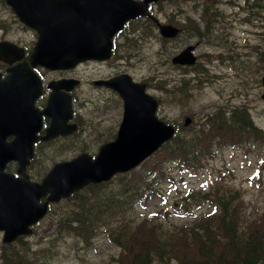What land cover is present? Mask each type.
<instances>
[{
	"label": "rangeland",
	"instance_id": "1",
	"mask_svg": "<svg viewBox=\"0 0 264 264\" xmlns=\"http://www.w3.org/2000/svg\"><path fill=\"white\" fill-rule=\"evenodd\" d=\"M244 5L245 0H212L209 3L199 0H169L155 7L157 12L164 9L163 16H177L180 21L185 22L184 32L172 41L155 37V29H150L151 26L146 28L145 35L135 34L140 39L132 49L127 70L133 78L144 81L148 90L159 99L157 113L160 117L177 123L186 114L198 119L217 108L244 105L250 109L256 124L264 130V99L261 97L264 90L261 84L264 18H254V14L245 7L241 8L244 9L242 11L239 6ZM187 16L195 17L201 26L207 23L204 30L208 31L192 37ZM0 19V35L5 34L22 42L31 38V34L18 30L20 27L16 19L2 3ZM188 43L195 44V67L173 65L170 61L172 54ZM90 68H86L89 69L86 71L90 72ZM183 79L190 86V96L185 103H180L168 89L177 86ZM76 94L77 97L80 96L79 100L84 95L87 99H92L90 108L82 109L86 115L85 129L88 128L85 134L99 137L100 131L109 133L120 116L111 108L104 113L98 106L104 102V95L99 100L97 94L86 87L79 89ZM91 143L93 148L90 149L96 152L98 144L94 147L93 139ZM53 149L54 155L50 159L57 161L71 157L78 151V144L74 143L73 148L56 143ZM136 169L143 174L145 167L142 164ZM167 169L164 176L156 179L150 193L132 203L121 216L96 226L92 237L77 236L71 231L69 234L59 232L56 217L43 220L37 227L39 235L34 247L37 262L119 264L120 247L112 240V228L119 223L147 218L163 230H181V225L193 223L199 215L210 212L215 206L216 210L219 208L212 202L200 199L182 204L181 198L189 188H192L191 191H207L209 197L215 190L234 194L239 198L238 207L246 223L252 222L250 219L257 218L264 211L262 143L253 141L244 145H214L211 157L204 160L195 171L180 169L176 164H170ZM118 177L119 175L113 178L112 183H108L115 190ZM214 185H218L217 189L210 192ZM72 199L63 201L56 208L64 205L65 211L68 207V216ZM210 199L213 201L212 197ZM45 241L48 242L44 243ZM155 264H175V261L168 259L155 261Z\"/></svg>",
	"mask_w": 264,
	"mask_h": 264
},
{
	"label": "water",
	"instance_id": "2",
	"mask_svg": "<svg viewBox=\"0 0 264 264\" xmlns=\"http://www.w3.org/2000/svg\"><path fill=\"white\" fill-rule=\"evenodd\" d=\"M148 1L6 0L19 19L37 30L38 35L27 55L23 47L0 41V59H23L18 66L9 68L6 78H0V228L5 230V239L28 232L27 225L45 213L48 200L135 166L172 136L173 125L156 116L157 101L145 91L144 83L117 76L114 85L124 100L123 117L116 137L101 145L94 156L81 152L71 160L57 162L39 182L30 181L27 175L14 179L2 172L9 159L19 161V169L24 166L27 155L32 154L42 112L52 117L47 135L56 133L60 120L63 124L70 115V96L59 88L69 89L72 79L49 82L47 86L52 90L47 105L39 111L33 101L43 88L32 67L67 68L88 57H102L97 45L101 28L123 26L126 19L145 13ZM174 30L161 26L164 35H172ZM191 48H184L172 60L192 63L195 56ZM261 80L264 85V72ZM261 96L264 98V91ZM189 121L187 116L184 123ZM9 134L14 138L6 142ZM46 193L47 199L38 202Z\"/></svg>",
	"mask_w": 264,
	"mask_h": 264
},
{
	"label": "trees",
	"instance_id": "3",
	"mask_svg": "<svg viewBox=\"0 0 264 264\" xmlns=\"http://www.w3.org/2000/svg\"><path fill=\"white\" fill-rule=\"evenodd\" d=\"M261 1L264 16V0H259ZM247 10L252 12L254 7H248ZM168 91L177 97L180 103H185L190 96V86L186 80L172 86ZM249 111L244 105L230 110L217 108L205 113L198 123L195 121L177 130L170 140L143 162L145 171L155 175L149 181L150 186L157 175L167 173L170 164H177L179 167L183 165L184 168L195 171L204 160L211 157L214 145H244L253 141L264 145V130L254 123ZM49 158L41 152V162H46ZM146 182L142 175L134 173L130 183H127L130 185L129 190L126 185L123 186L121 196L128 192L132 201L134 196L137 198L141 195L138 189L142 188L140 185L144 183L148 185ZM98 186L91 184L74 193L70 198H74L70 206V219L74 221L75 226L68 229L64 223L65 219H61L58 231L62 228L88 237L93 233L94 225L105 224L122 213L123 210L117 204L119 198L112 192L98 193ZM217 186L214 185L210 192L217 189ZM210 197L207 191L202 192L201 189L190 191L182 197V204L192 199H200L219 207L216 211L198 218L194 224L183 226L182 230L162 233L154 225L146 227L141 223L134 225L132 230L129 225L123 224L116 226L117 231L113 227V238H116V242L122 247L118 257L120 264H155L154 261L171 258L181 263L197 261L200 264H264V211L257 218L250 219L252 222L246 225L247 232L239 231L238 226L242 224L239 198L219 190H215ZM214 213L218 215L213 217ZM13 255V252L7 251L5 258L17 264L30 263L26 258Z\"/></svg>",
	"mask_w": 264,
	"mask_h": 264
},
{
	"label": "flooded vegetation",
	"instance_id": "4",
	"mask_svg": "<svg viewBox=\"0 0 264 264\" xmlns=\"http://www.w3.org/2000/svg\"><path fill=\"white\" fill-rule=\"evenodd\" d=\"M138 18H140V17H138ZM129 30H132V32H134L135 30H141V28L140 27L133 28V26L125 27L123 29V31L115 33L113 35V37H112V45H113L112 52L108 58L103 59V60H86L84 62V63L95 62L93 69H95L96 71H92L90 69L91 71L87 72L86 70H89V69H86V68L82 69L81 64L83 62L79 63V65H77L76 67H74L72 69H68V70H47V69L36 66L35 70L38 71V73L40 74L42 81L44 83V94L39 96L35 101L37 106L42 107L44 105L47 93L49 92V89L46 88V84L48 83V81L59 79V78H62L64 76L65 77H71L72 76L73 78H76L78 80V83L76 85H73V87L71 88V90L68 93L70 94V97H71V104L74 107L73 113H72V118L69 120V122L74 123L76 125V129L73 131V133L74 134L77 133V131L80 129V126H79L80 119L77 116V110H76L77 109V107H76V101L77 100L76 99L78 98L76 93H77L78 89H82L83 87H86V88H89L92 90L93 78H96V77L109 78L112 75H116V74H119L122 72H126L124 69H120L118 64L123 61V60H121V58L124 59L130 52V48H129V46H130V43H129L130 32H129ZM20 31H22L23 33L31 34V38L25 42H22L19 39H16V40L12 39V40L23 45L25 47V52H27L30 49L33 41L35 40L37 32L34 29L28 28L24 24H23V28ZM1 38H7V37L4 35H1L0 39ZM119 49H120L121 53L119 52ZM125 49H126V51H124ZM6 67H7L6 62L0 61V71H2L1 73L3 76L6 74V71H5ZM53 73H55V74H53ZM94 73H96L95 76H93ZM76 74H78V75H76ZM80 76H82V77L80 78ZM87 76H89L91 78L88 79ZM96 88L100 92L102 90H108L110 93L112 92L111 91L112 89H110L107 86L100 85ZM89 89H87V90H89ZM87 100L88 99L84 95L82 97V103H86ZM43 123L47 124L46 117L43 118ZM115 130H116V128H115ZM11 138H12V136L8 135V136H6L5 140L7 141V140H10ZM41 142H45V141H37L34 143V156L30 159L29 164L26 166V171L29 174L30 179L35 180V181H38L39 177H40V175L38 176V171L36 170L37 169V160H36L37 154L35 155V151H36L37 145ZM5 168H6V171L14 173L15 176L21 175L20 173H18L16 171V164L14 161H9L8 163H6ZM62 202H63V200L60 199L56 203H50V204H52V206L54 205V211L53 212L55 213L56 216H59L64 211V209H63L64 205L61 206V208L60 207L56 208V206L61 205ZM36 226H37V223L34 224L33 231L36 228ZM1 234L2 233L0 231V255H2V253L4 255L6 247H5V244L2 242V235ZM27 237L28 236L19 235L15 240H13V242H16L17 240H26Z\"/></svg>",
	"mask_w": 264,
	"mask_h": 264
}]
</instances>
